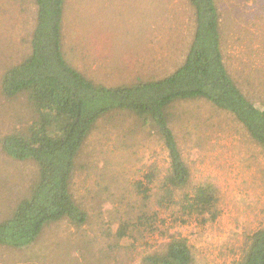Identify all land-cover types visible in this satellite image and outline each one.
<instances>
[{
    "label": "rangeland",
    "instance_id": "374dc122",
    "mask_svg": "<svg viewBox=\"0 0 264 264\" xmlns=\"http://www.w3.org/2000/svg\"><path fill=\"white\" fill-rule=\"evenodd\" d=\"M215 3L223 63L242 93L264 107V0ZM34 10L31 0H0V76L28 53ZM193 23L187 0H65L63 53L105 86L158 79L183 63ZM176 110L172 129L190 170L186 190L213 181L219 190L216 220L182 217L175 205H145L136 185L152 164L164 173V147L153 134L134 129L131 118L117 127L100 120L71 180L87 213L85 224L76 228L62 220L46 226L28 247H0V264H139L169 234L189 240L196 264L238 258L244 237L264 227V153L230 114L205 100L177 103ZM28 117L23 98L0 94V136ZM34 172L31 161H15L0 150V220L28 196ZM121 225L127 232L122 239Z\"/></svg>",
    "mask_w": 264,
    "mask_h": 264
},
{
    "label": "trees",
    "instance_id": "16d2710c",
    "mask_svg": "<svg viewBox=\"0 0 264 264\" xmlns=\"http://www.w3.org/2000/svg\"><path fill=\"white\" fill-rule=\"evenodd\" d=\"M187 2L194 23L183 63L162 78L105 86L87 78L65 58V0H31L35 10L29 51L0 76L1 96L23 98L29 117L0 136V150L15 161H31L35 172L28 196L0 220V247H28L46 226L62 220L76 228L85 224L87 213L74 197L71 180L76 158L100 120L117 127L131 118L134 129L153 134L164 147L168 158L164 173L152 164L136 185L145 205L151 201L159 208L175 205L182 217L217 219L219 190L213 181L186 190L190 170L172 129L178 119L176 104L207 101L230 114L263 153L264 107L242 93L223 63L215 0ZM117 236H127L124 225ZM139 264H196V260L186 237L169 234L166 242L144 255ZM230 264H264V227L244 237L240 255Z\"/></svg>",
    "mask_w": 264,
    "mask_h": 264
}]
</instances>
